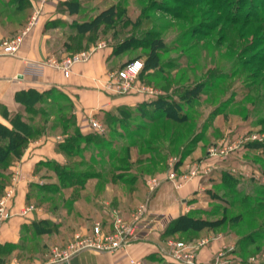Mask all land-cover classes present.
<instances>
[{
  "label": "rangeland",
  "instance_id": "obj_1",
  "mask_svg": "<svg viewBox=\"0 0 264 264\" xmlns=\"http://www.w3.org/2000/svg\"><path fill=\"white\" fill-rule=\"evenodd\" d=\"M79 1L82 9L79 16L74 18L75 21L89 20L111 5L118 6L123 23L126 21L125 18L132 22L143 21L137 33L131 24L127 25V28L119 25L117 36H114L117 30H103V40L108 46H112L115 40L130 37L132 33L135 37L139 35L142 38L144 32H149L163 38L167 50L163 53L162 59L168 63L169 68L150 74L147 82L143 79L138 81L140 78L138 77L136 82H139L142 90L162 94L168 86L169 92L172 93L179 85L191 86L196 82L204 84L199 87L198 100L185 105L188 121L185 125H180L178 131L174 130L177 133L174 143L170 141L173 130L168 136H162L154 123L136 114L133 119L125 120L117 126L115 131L102 123L103 118L96 120L104 130H93L104 135L106 142L104 145H92L79 168L82 171L101 174L100 180L88 182L91 192L89 202L92 208H95V203L99 206L98 201L102 199L101 211L92 209L89 216L79 219L71 210L77 203L73 202L71 191L52 195L40 193V188H33L34 198L31 205L44 209L43 215L54 224L51 226L54 232L41 239L36 238L35 243L31 241L30 236H26V250L37 248L36 259L44 261L49 256L51 258V249L54 246H66L73 239L74 236H71L75 231L76 233L89 231L93 224L100 221L99 219L109 215L108 208L119 209L128 219L140 204L146 202L145 199L129 200L130 186L124 185L122 181L112 186L105 176L107 172L114 171L116 175L124 176L137 173L141 175L149 190L150 179L160 177L159 175L167 174L174 169L181 172L182 169L178 170L179 166L184 160L191 159L190 153L196 148L206 144L208 150L211 145H227L228 149L232 147L234 150H228L229 155L223 160L230 161L231 164H225L223 168L217 166L219 169L217 172L229 168L241 178L239 186L228 195L233 205L228 207L223 201H218L216 202L218 206L213 208L206 206L196 213L211 220L221 218L224 212L229 218L241 212L246 213L248 221L252 219V223H245L237 230L222 227L217 232L224 235L230 245L227 248L229 250L222 249L214 264H264V173H262L264 160L260 158L264 157V148L253 152L244 149L247 143H264V0ZM11 2L12 0H0L1 43L21 33L32 17L30 12H18ZM255 16L259 21H256ZM72 21L73 18L67 20V26ZM68 27L61 26L55 30L54 37L61 41L69 38L74 30ZM145 52L146 48L142 43L140 47L131 48L114 56L113 61L117 65L143 61ZM210 77H215L213 82H210ZM58 97L56 100L58 104L69 108L68 99ZM44 107L50 109L47 105ZM50 121L57 122L54 116L50 117ZM156 125L158 129H162V125ZM48 133L62 135V130L52 128ZM190 140L191 143L188 142ZM182 143L184 145H181ZM148 144L154 147L151 151H148ZM127 157L132 172L125 170L128 165ZM180 159L182 161L177 164ZM218 159L220 158L215 160ZM72 161H78V158H73ZM172 161L175 163L173 167L170 166ZM193 161L196 160H190L188 163ZM46 175L48 177H45ZM54 178L52 172L42 168L38 183L50 185L56 180ZM252 180L257 184L250 182ZM99 184L102 191L98 193L100 197L97 199L95 195ZM39 194L44 199L49 198L50 204L43 202L37 206L38 201L35 197ZM115 195L116 199L123 200L116 206L112 201ZM86 200L82 201L83 205ZM104 200L107 201L103 202ZM53 206L56 207L55 210ZM94 211L98 215H95ZM251 231L254 234L251 242H241L244 235ZM38 248H41L39 253ZM26 256H29L28 252Z\"/></svg>",
  "mask_w": 264,
  "mask_h": 264
},
{
  "label": "crops",
  "instance_id": "obj_2",
  "mask_svg": "<svg viewBox=\"0 0 264 264\" xmlns=\"http://www.w3.org/2000/svg\"><path fill=\"white\" fill-rule=\"evenodd\" d=\"M29 1L32 9L30 15L35 10H40L38 22L24 37L17 54L0 55L1 124L9 128L12 127L2 110L10 113L17 112L19 108V103L16 100L17 94L30 89L40 93L51 90L53 96H57L59 93L63 94L72 103L73 113L76 115L78 126L83 133L92 131V120L98 121V117H101L104 112H117L120 107L124 106L136 108L159 94L142 90L143 88L139 87L137 80L133 83V88L129 92L116 94L112 89L110 90L108 88L110 75L120 70L121 64H115L113 49L106 45L103 39H98L88 46V51H93L91 58L86 62L74 64L68 76L65 75L63 70L48 65H44L40 71H37L33 66L46 63L50 57L61 60L69 56L67 51L68 37L61 41L54 37V32L61 26L73 28L71 25L76 20L74 18L77 15L71 16L64 8H59L60 2L65 0ZM71 18H73V21L67 26L66 22ZM71 34H75V31ZM101 44H103V47L100 48L99 45ZM65 51L67 52L64 53ZM62 139V135H51L50 133L31 139L22 157L12 165L10 187L14 193L9 205L13 217L0 227L1 245L8 243L20 244L22 239L26 237L24 226L30 225L34 220L48 219V217H44L42 207L35 206L34 210L25 212L28 206L31 205L27 203V195L30 184L39 182L38 170L41 173L44 167L40 163L47 161H56L62 165L67 163L66 157L58 152L56 148ZM206 156L207 151L205 154L203 147L196 148L190 153L191 159L184 160L178 170L182 169L183 171L188 161L205 160ZM212 164L215 167L214 171H217L219 170L217 166L220 165V168H223L226 161L218 159L212 161ZM167 174L159 175L162 183L153 192H150L144 184L133 192L132 198L128 197L129 200L133 201L145 199L150 211L161 216L156 233L132 245L126 251H119L114 254L84 251L73 257L69 264H132V260L140 261L143 264H175L171 259V248L169 246V242L173 239L166 240L163 238V234L170 222L177 217L188 213H196L201 208L210 206L211 201L207 198L206 193L211 188L212 183L209 177L207 179H193L182 187L176 188L172 182L166 180ZM116 198V196H113L112 201L123 202V200ZM82 201L77 202L76 207L81 210V214L85 217L89 216L92 209L101 211L103 207L101 206L102 202H100L102 199L98 201L99 206L95 203V208H92L88 201H85L83 205ZM105 201L107 200L103 202ZM94 212L95 215H98L96 211ZM95 215L93 217H97ZM83 232L90 233L88 230ZM196 239L197 241L209 240V243L199 252L198 264H214L222 249H227L230 245L229 240L224 235L215 231L201 232ZM40 250L41 248H38V253ZM24 253L26 255V251ZM36 256L37 248L34 251L33 258L29 260V256H26L25 262L31 264H60L51 262L50 256L44 261L37 260ZM14 258H18L16 253L8 257L9 260Z\"/></svg>",
  "mask_w": 264,
  "mask_h": 264
},
{
  "label": "trees",
  "instance_id": "obj_3",
  "mask_svg": "<svg viewBox=\"0 0 264 264\" xmlns=\"http://www.w3.org/2000/svg\"><path fill=\"white\" fill-rule=\"evenodd\" d=\"M11 3L16 7L18 12L28 13L32 10L29 0H12ZM59 8H64L71 16H78L81 12L82 4L79 0H65L60 2ZM255 17L256 21H259L257 20L258 17ZM125 20L126 21L124 23L121 21L118 6L111 5L110 7L100 11L89 20L73 22L72 27L75 34L69 35L68 38L69 43L67 45V51L69 52V56L81 51H88V46L90 44H93L98 39H103V30H117L114 35L117 36L119 34L117 32L120 30L118 28L119 25H121L122 28H127V25L131 24V26H133V30L136 29L135 32H139V26L143 23L142 20H137L135 22H132L128 18H125ZM260 33L262 34V32ZM142 36V38H140L139 35L135 37L132 33L130 37L120 41L115 40L113 45L109 46L112 47L113 55L116 56L126 50H131V48L140 47L143 43V47L146 48V52L142 61L143 69L139 75L140 78L138 81L143 79L147 82V77L150 74H155L165 68H169L168 63L164 62L162 59V55L167 50V46L163 38L156 37L152 33L144 32ZM124 66L125 63L120 65L121 68ZM214 78L215 77H212L210 82H213ZM203 84V82H196L195 85L191 86L179 85L172 93L169 92L168 86L164 90L165 92L154 96L151 100L138 105L136 108H130L127 106L120 107L117 112H104V114L101 117H98V119L101 120L103 118L102 123L108 129L115 131L117 126L125 120L127 121L129 119H133L136 114L154 123L156 130H158L162 136H168V134L173 130L170 141L174 143L176 142L175 135L177 136V133L174 132V130L178 131V127L183 124L185 125L188 121L185 105H190L194 101L198 100V96H200L199 87L203 86ZM167 85H169V83H167ZM52 94L53 91L51 90L43 93L33 89L21 91L16 96V100L19 103L18 111L10 113L6 110H2L4 116L10 121L12 127L9 128L0 123V196L4 195L6 190L10 188L12 179L11 167L15 161L22 157L30 140L48 133L52 128H58L62 130L63 139L57 144L56 148L58 152L62 153L66 157L67 163L63 165L57 163L56 161L40 163L44 166V169L46 168L52 172L53 176H55L54 179L56 180H54L50 185H46V183L41 185L37 182H32L29 186L27 203L30 205L32 198H34L32 196L33 188H40V193L44 192L52 195L60 192L68 193L71 191L70 195L73 194V202H79L85 199H87L86 201L88 202L90 201L91 192L89 191L90 187L88 182L89 180H100L101 174L90 171H82L79 167L80 164H83L84 157L89 148L92 145H104L106 137L94 130L88 133H83L78 126L77 117L73 113L72 103L68 100L70 104L69 108L62 107L56 100L59 98L58 96L64 97V95L59 93L57 97H53ZM44 105L49 106L50 109H46ZM52 116L56 118L57 122L53 123L50 121V117ZM156 124L162 125V129H158ZM200 133L202 134V131H200ZM188 142L191 143L192 140ZM184 143L181 145H184ZM206 146V144L203 146L205 154L207 151ZM153 148L152 146H149L148 151H151ZM259 148H264V143H247L244 147V149L248 152H253ZM73 158H78V161H72ZM260 158L264 160V157ZM127 160H129V157L126 158V161ZM180 161L182 160L180 159L176 163L179 164ZM128 163L129 161H127V164ZM226 164L228 165L231 163L230 161H226ZM131 169L130 164L125 167V170L127 171L132 172ZM38 172L40 171L38 170ZM262 173H264V170H262ZM105 176L112 186L119 181H122L124 185H129L130 189H128V196L130 198L133 197V192L137 191L138 188L145 183L141 175L137 173L124 176L120 174L116 175L114 171H109ZM45 177L48 176L46 175ZM209 179L211 180L212 186L207 191L206 195L211 201L210 208L218 206L216 203L218 201H223L228 207L232 206L233 202L228 198V195L234 192V189L239 186L241 178L232 173L229 168H225L220 173L213 171L209 176ZM250 182L257 184L254 180ZM101 191V186L99 184L95 198L100 197V194L98 193ZM35 198L38 201L36 202L37 206H40L43 202L49 204L51 202L49 201V198L44 199L43 197H40V194ZM97 199L95 200L98 201ZM113 201L115 206L120 204L117 200ZM53 209L55 210L56 207L53 206ZM71 210L72 213L74 211L75 215L79 219H83L84 216L81 214V210H78L75 205L71 208ZM99 222L105 232L108 233L112 231L110 215H105V217ZM245 223H252V219L248 221L247 214L242 212L231 218H229L227 213L224 212L221 218L215 220H209L206 216L198 215L197 213H188L172 220L163 234V238L166 240L175 239L177 241L190 243L197 241L196 238H198L201 232H218L222 227L230 228L232 230L235 228L237 230L241 229L240 227L244 226ZM52 225L54 224L49 219L34 220L30 225L24 226V234H26V236H30L31 241L35 243L36 238L41 239L45 236L53 234L54 230L51 229ZM94 225L95 224H93V227ZM93 227L89 229L90 232L93 231ZM75 233L76 231L71 237H73ZM252 233V231L251 233H246L241 242H251V239L254 236ZM236 234L238 233L236 232ZM26 248V237L22 239L20 244H0V264H8L11 261L8 257L13 253H16L18 259L25 263V251L29 253V260H31L34 256L36 248H29L28 251Z\"/></svg>",
  "mask_w": 264,
  "mask_h": 264
},
{
  "label": "built area",
  "instance_id": "obj_4",
  "mask_svg": "<svg viewBox=\"0 0 264 264\" xmlns=\"http://www.w3.org/2000/svg\"><path fill=\"white\" fill-rule=\"evenodd\" d=\"M45 2V0H43ZM40 10H35L31 20L25 29L15 37L4 40L0 44V55H15L19 51L24 37L30 32L32 27L38 22ZM103 47V44L99 45ZM93 51H81L72 56L58 60L50 57L42 65H34L37 71H40L44 65L53 66L64 71L68 76L74 64L88 61ZM143 69L142 61H133L126 64L123 68L110 75L108 88L116 94L126 93L132 90L133 83L139 77ZM92 129L103 131L102 125L96 120L91 122ZM229 149L225 146L211 145L207 150L205 160H196L188 163L184 170L177 172L171 170L166 180L171 181L176 188L182 187L185 183L193 179H207L215 170L212 161L220 158L225 159L229 155ZM174 161L170 166H174ZM162 183V179L155 177L149 180L148 186L150 192H153ZM13 189L10 187L5 194L0 196V227L13 217L9 201L13 196ZM35 209L34 205L28 206L25 212ZM110 215L112 231L105 232L101 223L96 222L93 231L90 233H76L73 239L66 246H54L51 249V262L60 264H69L70 260L84 251H95L99 253L114 254L119 251H126L132 245L149 238L156 233L157 225L161 220L159 214L153 213L148 207V203L140 204L127 219L119 209L108 208ZM209 243L208 239H202L195 243H186L183 241L172 240L169 242L171 248L170 256L175 264H198V255L200 250ZM132 264H143L138 261H131ZM8 264H24L18 258L12 259ZM218 264V263H216Z\"/></svg>",
  "mask_w": 264,
  "mask_h": 264
}]
</instances>
